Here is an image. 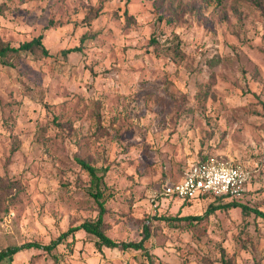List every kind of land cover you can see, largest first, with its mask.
Here are the masks:
<instances>
[{"label":"rangeland","instance_id":"rangeland-1","mask_svg":"<svg viewBox=\"0 0 264 264\" xmlns=\"http://www.w3.org/2000/svg\"><path fill=\"white\" fill-rule=\"evenodd\" d=\"M39 35L53 58L0 59V250L97 216L81 158L115 192L105 233L139 241L149 226L156 264H264L263 217L161 195L193 163L240 162L236 200L264 212V0H0V46ZM0 264L151 262L81 229Z\"/></svg>","mask_w":264,"mask_h":264},{"label":"trees","instance_id":"trees-1","mask_svg":"<svg viewBox=\"0 0 264 264\" xmlns=\"http://www.w3.org/2000/svg\"><path fill=\"white\" fill-rule=\"evenodd\" d=\"M86 38H82V43H85ZM83 50V44L79 46H75L73 48H69L66 50V53L72 52V51H82ZM39 51L43 56L53 58L54 55L50 52V50L45 46L43 42V35H39L32 40L25 41L21 43L19 46H11V45H1L0 46V59L2 63L4 64H10V62L7 61V56H10L12 54H22L26 52H35ZM78 161L81 165V167L88 172L91 178V185L89 188L90 195L94 198L95 202L97 203L98 207V214L95 218L85 221L79 225L70 227L67 231L61 233L59 237L55 240H53L49 244H39L37 242H25L23 244H17L8 246L2 250H0V263L4 259H10L12 260L14 255L17 254L19 251L37 247L42 248L48 252L53 251L58 247L59 244L67 240V238L71 236H75L76 232L83 229L88 233L93 234L97 238L98 245L106 246L110 248H119L122 250H128V249H136V250H142L150 260L151 264H156L154 255L150 252L149 246L147 245L148 240L152 236V232L149 226L145 225L143 230V236L139 241H117L107 235L105 233V214L107 211L106 203L109 199H111L115 192L111 186H109L105 181V174L101 172L96 166L92 165L90 162L78 158ZM212 199L211 203L208 206V209L205 212V215L210 214L211 212H214L219 209H228L231 207H241L242 210L245 213H254L257 217H263L264 218V212L256 207H251L246 204H242L236 199L238 198H224V197H213V196H206L201 199H194L190 201H183L181 203V206L193 203L195 201H201V200H208ZM240 198V197H239ZM205 215H185V216H170V215H163L160 216L161 219L166 221L170 226L176 224L177 222H182L184 220L193 221V220H200L204 218Z\"/></svg>","mask_w":264,"mask_h":264},{"label":"built area","instance_id":"built-area-1","mask_svg":"<svg viewBox=\"0 0 264 264\" xmlns=\"http://www.w3.org/2000/svg\"><path fill=\"white\" fill-rule=\"evenodd\" d=\"M250 180L246 165L208 159L191 164L179 180L165 183L161 195L182 202L206 196L239 198L247 192Z\"/></svg>","mask_w":264,"mask_h":264},{"label":"crops","instance_id":"crops-1","mask_svg":"<svg viewBox=\"0 0 264 264\" xmlns=\"http://www.w3.org/2000/svg\"><path fill=\"white\" fill-rule=\"evenodd\" d=\"M189 166H190V165H189ZM189 166H187L186 169H187ZM186 169H185V170H186ZM184 172H185V171H184ZM183 175H184V174H183ZM182 177H183V176H182Z\"/></svg>","mask_w":264,"mask_h":264}]
</instances>
